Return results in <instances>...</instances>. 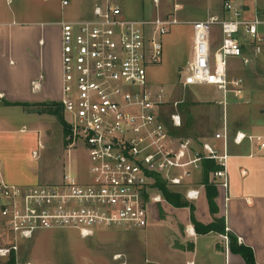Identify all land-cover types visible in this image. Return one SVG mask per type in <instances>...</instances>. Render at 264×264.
Wrapping results in <instances>:
<instances>
[{
  "label": "built area",
  "instance_id": "2783aa9c",
  "mask_svg": "<svg viewBox=\"0 0 264 264\" xmlns=\"http://www.w3.org/2000/svg\"><path fill=\"white\" fill-rule=\"evenodd\" d=\"M68 4L61 0V6ZM224 9L230 14L227 19L209 16L188 22L192 54L180 70L184 87L210 85L220 93L215 103L222 108L223 122L210 140L170 131L163 110L173 108L168 122L179 129V102L171 101L167 88L152 84L147 76L146 68L161 61L160 39L177 19H127L118 4L105 0L94 3L88 16L60 22L59 104L70 126L68 145L81 142L85 148L86 177L80 180L64 170L58 182L17 186L7 184L0 173V226L9 234L0 243V264L17 257L20 240L39 230L72 228L86 238L96 227L144 228L150 206L163 201L160 194H152L157 179L181 188L185 200L196 201L205 187L197 178L204 162L216 165L208 183L227 190L230 144L247 140L264 149V137L231 134L225 112L229 95L242 99L244 92L242 78H229L227 58L238 57L248 65L239 33L260 42L257 27L264 21L242 19L240 6L232 1ZM213 25L220 28L215 49Z\"/></svg>",
  "mask_w": 264,
  "mask_h": 264
},
{
  "label": "crops",
  "instance_id": "0c3cea01",
  "mask_svg": "<svg viewBox=\"0 0 264 264\" xmlns=\"http://www.w3.org/2000/svg\"><path fill=\"white\" fill-rule=\"evenodd\" d=\"M228 1L240 6L242 19L252 20L257 17L264 21V0H173L172 6H167V2L162 4L161 0H158L157 3L153 1L152 14L139 20H150L156 16L175 18L183 22L182 24L189 25L191 29L188 22L204 20L209 16L227 19L230 14L224 9V3ZM94 3L96 2H93L92 6ZM44 16L43 8L40 11L38 8L36 14L30 10L19 20L14 12H10L9 15L0 12V161L4 158L2 150L5 152L8 149L9 153L12 152L9 140L12 131L7 128L9 122L3 117L4 110L19 107L29 110L26 115L36 114L40 117L45 112L46 104L59 103L61 21L48 22ZM257 33L261 38L260 42H253L243 36L242 30L238 37L243 53L250 60V66L255 74L264 77V23L258 25ZM161 43L162 47L166 45L162 39ZM216 47L212 46L213 49ZM186 49L190 59L192 33ZM248 88L264 94V86ZM249 111L248 115L252 116V111ZM7 114L9 115L10 111ZM256 117L264 118V104L258 107ZM259 122L256 121V124L264 125V122ZM5 125L6 128H3ZM240 128L237 127L231 133L241 131L252 136L264 137V134L251 132L254 128L264 126H252L250 131ZM24 130L20 128L21 132ZM248 144L245 148L234 143L229 146V183L227 190L216 187L217 213L212 214L209 211L204 188L201 189L199 199L188 201L193 208L194 221L191 219L189 207L175 208L167 202L152 204L157 213L154 215L148 213L147 225L142 229L145 231L152 226L157 234L159 239L153 242L156 244L153 248L142 247L143 244L136 240L137 245L134 244L122 251L113 250L106 260L97 262L85 256L76 261H40L23 256L19 249L16 260L20 264H246L239 253L231 251L229 243L232 240L236 246H244L251 250L253 264H264V149H259L249 142ZM38 156V152L32 149L31 158L37 159ZM10 159L15 162L16 158L11 155ZM36 170L29 168L28 175L19 173L21 176L18 178H14L16 176L14 172L13 177L9 178L7 171L0 164L1 176L10 185H29L28 182L31 180L40 178ZM197 178L202 179V172ZM60 179L61 176L47 183L58 182ZM179 209H183L185 215L178 212ZM215 219H220L221 223H215ZM194 222L198 224L200 232L196 230ZM210 224L224 230L218 232L214 228L202 231ZM35 236L36 234L32 238ZM138 245L140 248H137Z\"/></svg>",
  "mask_w": 264,
  "mask_h": 264
},
{
  "label": "rangeland",
  "instance_id": "374dc122",
  "mask_svg": "<svg viewBox=\"0 0 264 264\" xmlns=\"http://www.w3.org/2000/svg\"><path fill=\"white\" fill-rule=\"evenodd\" d=\"M98 1L70 0L69 4L63 7L60 4L61 0H9L8 3L7 0H0V12H4V15L14 12L19 20L23 19L30 10L36 14L38 8L39 11L43 8L45 21H69L88 16L92 3ZM110 1L121 7L123 16L127 19L139 20L152 14V10L154 11L153 0ZM163 2H167V6L173 5V0H161L162 4ZM179 3L181 4V1ZM182 23L178 21L177 24L170 27L168 34L161 38L166 42L161 61L155 66L146 68L147 76L152 84L167 88L171 101L179 102L178 112L181 115L182 124L187 122L189 125L188 130H182V135L186 134L184 137H192L196 140H210L223 122L222 108L215 103V100L220 97V93L210 85L184 87L181 84L180 70L184 69L186 61L189 59L186 47L191 41L192 33V28L190 29L189 25ZM210 35L212 46L216 47L220 41L218 25H213L210 28ZM227 63L229 78L240 77L244 82L243 98L236 99L229 95L227 99L225 112L230 133L237 127L250 131L252 126H264L256 124V121L264 122V118L256 117L258 107L264 104V94L248 88V86H264V77L256 75L250 63L244 65L238 57H228ZM49 110H54L57 114L53 115L45 111L40 117L36 114L26 115L29 110L19 107L11 108L8 111L4 110L3 113L7 116L2 113L4 119L9 122L7 128L12 131L9 137L12 152L9 153L8 149L5 152L2 150L4 153L2 158H4L0 161L1 166L7 171L9 178L13 177L14 172H16L14 178L20 177L22 173L28 175L29 168H36V172L40 175V178L35 181L31 180L28 182L29 185L24 186H35L55 181L64 170H70L80 180H85L86 177L87 160L83 144L80 142L69 146L67 138L70 126L62 108L55 105L51 106ZM172 110L170 105L164 107L163 121L168 122L167 116ZM249 110L252 111V116L248 115ZM61 119L66 124V130L60 123ZM167 125L170 126L169 122ZM2 127L6 128V125ZM20 128H24V132H21ZM251 132L264 134V128H254ZM248 145V141L245 140L241 144V148L248 147ZM32 149L38 152L37 159L31 158ZM11 155L15 156V162L10 159ZM171 189L181 190V188ZM156 193L160 194L155 188L152 194ZM162 202L166 201L163 199ZM155 209L154 206H150L151 215L157 213ZM178 212L185 215L183 209H179ZM94 232L93 235L82 238L78 230L72 228L39 230L31 240H20V253L25 257L48 262L76 261L84 256L97 262L106 260L113 250L122 251L124 248L137 245L136 240L143 244L142 247L153 248L156 246L153 242L159 239L152 226L145 231L136 227H96ZM8 237V232L0 226V243L6 241ZM16 259L13 256L5 264H14Z\"/></svg>",
  "mask_w": 264,
  "mask_h": 264
},
{
  "label": "trees",
  "instance_id": "16d2710c",
  "mask_svg": "<svg viewBox=\"0 0 264 264\" xmlns=\"http://www.w3.org/2000/svg\"><path fill=\"white\" fill-rule=\"evenodd\" d=\"M60 106L59 103H50V104H46L45 105V111H47L50 114H57L54 112V110H49V108L51 106ZM61 107V106H60ZM60 123L63 127L64 130H66V124L65 122L61 119ZM165 123L168 124V122L165 120ZM170 127V131L173 134L176 135H182V130H188L189 125L187 124V122L184 124H182L181 128L179 129H172L171 126ZM66 132V131H65ZM186 136V134H184ZM182 135V136H184ZM216 168V165L212 162V161H206L204 162L203 165V170H202V183L205 184L204 190H205V194H206V198H207V202H208V207H209V211L214 214L217 213L218 209L215 203V198L217 196V189L216 187L210 185L208 183V174L209 171L214 170ZM155 187L156 189L159 191V193L161 194V196L163 197V199L170 204L171 206L175 207V208H184V207H189L190 210V215H191V219L192 221H194L193 219V208L191 206V204H189V202L187 200L184 199V196L182 194V192L180 190H173L170 187H168L164 181H162L161 179H157L155 182ZM215 223H221L220 219H215L214 220ZM195 226H196V230L198 232H200L198 224L196 222H194ZM215 225L210 224L205 226L202 231L206 232V231H210L212 229H216V231L218 232H222L224 230V228L222 227H214ZM230 249L233 252L239 253L246 264H253V257H252V253L251 250L247 247L244 246H236L234 244V241L230 240ZM13 256H11L12 258Z\"/></svg>",
  "mask_w": 264,
  "mask_h": 264
}]
</instances>
